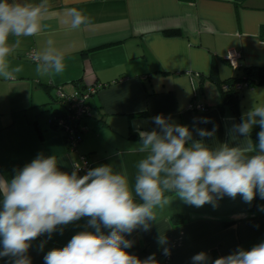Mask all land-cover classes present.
<instances>
[{
    "label": "crops",
    "instance_id": "1",
    "mask_svg": "<svg viewBox=\"0 0 264 264\" xmlns=\"http://www.w3.org/2000/svg\"><path fill=\"white\" fill-rule=\"evenodd\" d=\"M49 4L47 28L37 36L21 37L20 47L9 57L22 72L15 80L0 78V176L10 179L43 153L56 155L62 171L71 173L73 162L83 155L88 170L107 164L134 181L142 158L133 149L139 142L138 130L156 128L153 117L171 116L172 122L187 125L196 140L201 139L196 127L211 131L215 124V136L204 142L218 147L243 140L230 134L232 125L241 122L242 113L254 102L264 104L260 84L239 90L234 109L221 107L219 86L241 76L244 67L264 66V0H49ZM72 7L91 22L71 29L65 23V9ZM48 39L65 57L60 75L37 73L36 62L28 57L31 49L43 50ZM229 50L240 53V69L233 70L225 59ZM93 86L98 90L89 98L90 116L82 122L87 130L69 149L64 133L49 123L50 117L66 111L56 89L72 92ZM192 102L206 109L193 110ZM203 117L212 123L194 126V118ZM259 128L254 126L252 132ZM166 196L169 204L155 210L158 219L150 222V230L137 229L126 236L134 241L127 251L141 260L155 253L160 264L166 258V264H191V257L201 251L215 259L264 241V211L259 210L264 204L252 209L241 196H225L215 207L197 208L174 193ZM175 214L185 216L183 223H173ZM86 228L87 218H82L65 226L62 234L57 230L51 239L47 234L37 238L28 252L32 264H44L49 250L66 246ZM160 235L167 237L168 257L162 254ZM7 261L0 258V264Z\"/></svg>",
    "mask_w": 264,
    "mask_h": 264
},
{
    "label": "clouds",
    "instance_id": "2",
    "mask_svg": "<svg viewBox=\"0 0 264 264\" xmlns=\"http://www.w3.org/2000/svg\"><path fill=\"white\" fill-rule=\"evenodd\" d=\"M49 13V0H0V78L15 80L22 72L9 57L20 47L21 37L37 36L47 28L44 20ZM65 13L71 29L91 22L80 9L67 8ZM53 44L48 39L43 50L32 54L37 73L56 76L65 71V57ZM152 122L153 130H138L139 142L133 149L142 158L134 181L107 164L80 175L81 164L73 162L71 173L62 171L56 155L43 153L10 179L0 176V258H8L7 264H32L28 252L33 241L45 234L51 239L57 230L62 234L65 226L87 218V228L94 231L86 228L66 246L49 250L44 264H160L155 253L141 260L128 252L134 241L126 236L137 229L150 230V222L158 219L155 210L169 204L166 193L197 208L215 207L225 196H241L249 204L257 193L264 199V104L254 102L242 113L241 122L232 125L230 134L243 137L234 145L209 147L204 142L215 136V124L211 131L196 127L201 138L196 140L187 125L172 122L171 116L160 114ZM198 123L212 121L194 118V126ZM256 125L258 143L251 139ZM158 243L162 254L170 256L167 237L160 235ZM43 246L42 242L41 250ZM191 264H264V241L215 259L201 251L191 257Z\"/></svg>",
    "mask_w": 264,
    "mask_h": 264
},
{
    "label": "built area",
    "instance_id": "3",
    "mask_svg": "<svg viewBox=\"0 0 264 264\" xmlns=\"http://www.w3.org/2000/svg\"><path fill=\"white\" fill-rule=\"evenodd\" d=\"M35 52L34 49H31L28 52V57L31 61H34L31 57ZM241 55L235 50H229L225 56V59L229 63L230 67L233 70H236L239 67L238 60ZM35 62V61H34ZM198 76V73H195ZM245 83H236L234 88L236 91L241 90L245 87ZM222 89H227V86L222 85ZM98 90L97 86L88 87L85 90H75L72 92H65L60 87L56 89L57 99L66 107L67 115H54L49 118V123L52 127L61 130L68 141V148L74 149L77 143L81 139V135L87 130L86 126L82 123L83 120L90 116V103L89 98L93 96ZM195 95V94H194ZM190 108L193 110H204L206 107L200 103H191ZM77 163L81 164V171L86 173L88 170V162L86 157L80 155ZM166 260L163 264H166Z\"/></svg>",
    "mask_w": 264,
    "mask_h": 264
},
{
    "label": "trees",
    "instance_id": "4",
    "mask_svg": "<svg viewBox=\"0 0 264 264\" xmlns=\"http://www.w3.org/2000/svg\"><path fill=\"white\" fill-rule=\"evenodd\" d=\"M170 34H175V31H170ZM237 69H240L239 67ZM236 83H245L247 87H253L255 85L264 84V66L261 67H244L242 69L241 76H235L233 78L226 79L223 82L219 83L221 94H222V105L221 107H228L234 109L235 101L238 98L239 91H236L234 86ZM226 85L227 89H222V85ZM66 108V107H65ZM59 115H67L66 111L60 112ZM54 116V115H53ZM54 128V127H53ZM56 129V128H54ZM58 130V129H57ZM260 128L253 131L251 136L254 138V143H258V132ZM66 139V136H65ZM67 145L68 141L66 139ZM264 204V199H261L257 193L255 199L249 204V207L255 209L257 206ZM173 223H183L185 216L183 214H175L172 217Z\"/></svg>",
    "mask_w": 264,
    "mask_h": 264
}]
</instances>
